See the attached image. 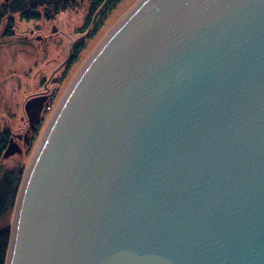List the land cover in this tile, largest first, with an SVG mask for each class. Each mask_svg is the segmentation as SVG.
<instances>
[{"label": "water", "instance_id": "1", "mask_svg": "<svg viewBox=\"0 0 264 264\" xmlns=\"http://www.w3.org/2000/svg\"><path fill=\"white\" fill-rule=\"evenodd\" d=\"M5 264H264V0L113 23L31 155Z\"/></svg>", "mask_w": 264, "mask_h": 264}, {"label": "rangeland", "instance_id": "2", "mask_svg": "<svg viewBox=\"0 0 264 264\" xmlns=\"http://www.w3.org/2000/svg\"><path fill=\"white\" fill-rule=\"evenodd\" d=\"M8 0H0V131L23 133L25 99L36 91L42 75H48L54 67L68 55L71 42L84 34L88 27L87 16L90 0H76L75 4L51 17L39 20L25 21L17 13H3L2 6ZM136 0H120L112 6L102 19L94 35L84 39V47L75 63L64 78L50 87L55 88V95L49 109L43 115L37 133L30 145L23 140H16L18 151L2 156L0 160V175L5 170L15 169L22 176L31 155L61 97L72 81L74 75L85 60L86 56L113 23ZM12 19L11 34L4 35L9 19ZM94 27V25H93ZM92 27V28H93ZM13 215V212H12ZM10 220V226L12 221ZM4 221H7L6 219ZM0 222V227H2Z\"/></svg>", "mask_w": 264, "mask_h": 264}, {"label": "trees", "instance_id": "3", "mask_svg": "<svg viewBox=\"0 0 264 264\" xmlns=\"http://www.w3.org/2000/svg\"><path fill=\"white\" fill-rule=\"evenodd\" d=\"M104 0H90V9L87 18L88 26L91 24L95 11ZM120 0H110L107 7L98 15L90 35H94L101 25L106 12ZM76 0H8L3 6V13H17L19 18L25 21L39 20L51 17L67 8L72 7ZM9 27L12 19L10 18ZM10 139L8 130L0 131V160ZM22 180V174L15 170H5L0 175V264H5L10 239V220L16 203L18 191ZM10 218V220H9ZM7 221H4V220Z\"/></svg>", "mask_w": 264, "mask_h": 264}, {"label": "flooded vegetation", "instance_id": "4", "mask_svg": "<svg viewBox=\"0 0 264 264\" xmlns=\"http://www.w3.org/2000/svg\"><path fill=\"white\" fill-rule=\"evenodd\" d=\"M3 34L9 36L11 34V28L7 26ZM89 34L87 36H89ZM87 36L71 42L69 46L70 53L59 63L58 66L54 67L48 75H42L40 77L38 81L39 90L25 99L23 103L24 114L21 117V121L24 123L23 133L17 135L10 133V139L14 144L16 140H23L26 145L31 144L32 139L37 133L40 123L43 120V115L46 110L49 109L55 95V88L50 86L58 84L62 78H64L65 74L77 60L79 53L84 47V39H86ZM20 148L21 147H18V150Z\"/></svg>", "mask_w": 264, "mask_h": 264}, {"label": "bare ground", "instance_id": "5", "mask_svg": "<svg viewBox=\"0 0 264 264\" xmlns=\"http://www.w3.org/2000/svg\"><path fill=\"white\" fill-rule=\"evenodd\" d=\"M56 108V107H55Z\"/></svg>", "mask_w": 264, "mask_h": 264}]
</instances>
